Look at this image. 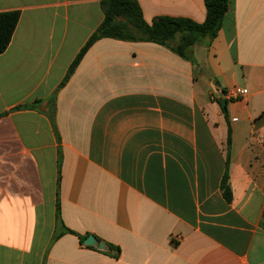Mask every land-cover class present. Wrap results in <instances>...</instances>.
I'll use <instances>...</instances> for the list:
<instances>
[{
	"label": "crops",
	"instance_id": "obj_1",
	"mask_svg": "<svg viewBox=\"0 0 264 264\" xmlns=\"http://www.w3.org/2000/svg\"><path fill=\"white\" fill-rule=\"evenodd\" d=\"M137 1L150 24L206 20L204 0ZM11 11L0 264H264V0H230L194 61L104 38L65 84L103 22L101 0H0Z\"/></svg>",
	"mask_w": 264,
	"mask_h": 264
},
{
	"label": "trees",
	"instance_id": "obj_2",
	"mask_svg": "<svg viewBox=\"0 0 264 264\" xmlns=\"http://www.w3.org/2000/svg\"><path fill=\"white\" fill-rule=\"evenodd\" d=\"M206 20L195 22L184 17L158 16L152 23L145 21L142 8L137 0H101L104 13L103 22L90 36L74 62L71 64L65 84L73 74L88 50L99 40L112 38L128 42H151L167 47L175 54L192 59V48L199 43L209 46L218 36L230 7V0H204ZM18 11L0 13V55L9 47L13 34L19 23ZM194 61V60H193ZM222 105V104H221ZM225 116H228L226 105H222ZM228 151L231 145V129L228 135ZM229 155L227 164H229ZM222 190L228 201L232 199L228 175H225ZM262 226L264 228V214ZM120 254L117 248L115 256Z\"/></svg>",
	"mask_w": 264,
	"mask_h": 264
},
{
	"label": "water",
	"instance_id": "obj_3",
	"mask_svg": "<svg viewBox=\"0 0 264 264\" xmlns=\"http://www.w3.org/2000/svg\"><path fill=\"white\" fill-rule=\"evenodd\" d=\"M220 103L224 106L226 105V100L223 99ZM85 244L88 246H99L100 249H103L105 246L104 243H100L93 235L87 237V239L85 240Z\"/></svg>",
	"mask_w": 264,
	"mask_h": 264
},
{
	"label": "built area",
	"instance_id": "obj_4",
	"mask_svg": "<svg viewBox=\"0 0 264 264\" xmlns=\"http://www.w3.org/2000/svg\"><path fill=\"white\" fill-rule=\"evenodd\" d=\"M234 94L246 95V94H248V90L237 88V89H235Z\"/></svg>",
	"mask_w": 264,
	"mask_h": 264
}]
</instances>
